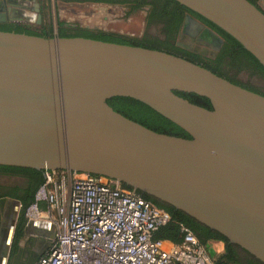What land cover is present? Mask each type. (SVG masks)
Instances as JSON below:
<instances>
[{
    "label": "water",
    "instance_id": "95a60500",
    "mask_svg": "<svg viewBox=\"0 0 264 264\" xmlns=\"http://www.w3.org/2000/svg\"><path fill=\"white\" fill-rule=\"evenodd\" d=\"M177 1L231 34L264 66V12L251 2ZM35 10L40 22L38 4ZM6 20L19 18L0 13ZM189 44L177 42L191 50ZM174 91L204 96L212 108ZM117 95L148 104L190 138L123 116L106 103ZM0 164L125 182L264 262V96L180 56L0 31Z\"/></svg>",
    "mask_w": 264,
    "mask_h": 264
},
{
    "label": "built area",
    "instance_id": "2783aa9c",
    "mask_svg": "<svg viewBox=\"0 0 264 264\" xmlns=\"http://www.w3.org/2000/svg\"><path fill=\"white\" fill-rule=\"evenodd\" d=\"M24 216L53 226L37 264H216L184 226L178 244L155 239L157 228L170 222L169 212L107 176L45 170Z\"/></svg>",
    "mask_w": 264,
    "mask_h": 264
},
{
    "label": "trees",
    "instance_id": "16d2710c",
    "mask_svg": "<svg viewBox=\"0 0 264 264\" xmlns=\"http://www.w3.org/2000/svg\"><path fill=\"white\" fill-rule=\"evenodd\" d=\"M70 1H89L111 5H127L131 11L143 9L146 11L145 25L147 27L152 25L157 26L160 37L150 36L146 34L138 39H134L110 32H105L103 30L71 28L70 25L65 26L66 23L62 21L57 22V28L55 32H52V30H36L33 28H29L28 26H25L23 24L14 22H0V31L23 33L41 37H83L104 42L161 50L192 61L210 70L216 75L223 77L231 83L239 85L253 92H255L254 89H250L249 87L242 85L238 80L230 77L228 75L229 72L246 71L249 74L257 75L264 79V66L236 38H234L231 34L226 32L211 20L207 19L206 17L192 10L186 5L181 4L177 0ZM248 1L255 5L262 12H264L256 4V0ZM186 13H191L201 22L214 30L222 39V44L215 57L211 58L203 56L177 45V34L182 26V22ZM174 92L192 103L198 104L208 109L212 108L210 100L204 96H200L192 92ZM106 103L113 110L121 113L123 116L155 132L190 138V135L185 130L154 110L148 104L138 99L130 96L117 95L106 99ZM44 172L45 170L42 169L38 170L31 167L0 164V174L29 177L30 181L33 184V187L35 186V188H37L43 182ZM120 187L123 189L135 190L139 195L151 202L156 207L162 208L169 212L171 216L170 222L157 228L154 233L155 239H166L178 244L183 240V232L181 231V226H184L192 233H194L202 244L208 247L209 253L212 255V257H214L216 264H264V262L254 256L248 250L237 243L230 242L225 235L215 229L208 227L186 212L180 209H176L171 204L164 202L150 194L143 193L139 189H133L132 186L126 184L125 182H120ZM29 203L24 207V209L29 205ZM212 241H219L223 243V249L220 253L215 254L211 251L209 245Z\"/></svg>",
    "mask_w": 264,
    "mask_h": 264
},
{
    "label": "rangeland",
    "instance_id": "374dc122",
    "mask_svg": "<svg viewBox=\"0 0 264 264\" xmlns=\"http://www.w3.org/2000/svg\"><path fill=\"white\" fill-rule=\"evenodd\" d=\"M33 2L40 3L42 5V12L44 11L43 14H45L41 18L40 24L34 22H21L20 24L36 30H52V32H55L57 22L62 21L70 25L71 28L103 30L134 39H138L146 34L160 37L157 26L147 27L145 25L146 11L143 9L131 11L127 5L72 2L69 0H33ZM256 4L264 11V0H256ZM26 5H30V3L27 2ZM187 40L181 41L189 43ZM198 42H200L198 44L199 48L201 47L200 49L212 50L206 40L200 39ZM228 75L264 96L262 94L264 93V79L260 76L249 74L246 71H230ZM8 176H14L16 178L3 177L0 181L5 183L14 180L17 182V176L20 175ZM210 245L211 251L218 254L217 250H219L221 245H217L216 241L210 243Z\"/></svg>",
    "mask_w": 264,
    "mask_h": 264
},
{
    "label": "crops",
    "instance_id": "0c3cea01",
    "mask_svg": "<svg viewBox=\"0 0 264 264\" xmlns=\"http://www.w3.org/2000/svg\"><path fill=\"white\" fill-rule=\"evenodd\" d=\"M3 177L16 178L0 174V179ZM17 177V182L0 181V264H37L49 247L53 226L45 221L26 220L24 207L31 201L36 188L29 177ZM40 207L45 210L44 203ZM216 244L221 245L217 250L220 253L222 243L216 241Z\"/></svg>",
    "mask_w": 264,
    "mask_h": 264
},
{
    "label": "flooded vegetation",
    "instance_id": "af4514ba",
    "mask_svg": "<svg viewBox=\"0 0 264 264\" xmlns=\"http://www.w3.org/2000/svg\"><path fill=\"white\" fill-rule=\"evenodd\" d=\"M26 2L27 1H23V0H0V13H5L6 16H13V17L19 18V20H15V21L6 20L4 22H14V23L34 22L36 24H40L41 19H40V22H37L38 12L35 10V4H38V9H39L41 18L45 15L43 14L44 11L42 12V5L40 3H36L33 1H29L28 3H30V5H26ZM72 2H77V1H72ZM84 2H89V1H84ZM47 15H50V14H47ZM187 18L192 19L193 21L188 20V22L185 23ZM195 23L201 24L202 28L197 29L198 27L196 26ZM66 25L67 24H65V26ZM208 30L213 31L216 37L208 35L207 33ZM186 39H188L187 41H189L190 44L188 42H183V43L189 44L191 46L192 49L190 51L194 53H198L203 56L211 57V58L215 57L216 53L218 52L222 44V39L219 37V35L214 30H212L210 27H208L206 24H204L199 19H197L195 16H193L191 13L185 14L183 22H182V26L177 34V40H178L177 42H182L181 40L186 41ZM200 39L206 40L208 42V46H210L212 50L200 49L201 47L199 48L198 46V44L200 43L198 41ZM195 46H198L199 48L198 52L193 50ZM255 92L258 93L257 91Z\"/></svg>",
    "mask_w": 264,
    "mask_h": 264
}]
</instances>
